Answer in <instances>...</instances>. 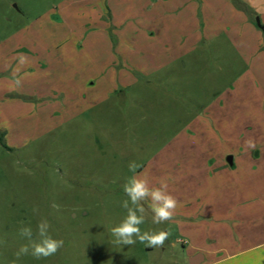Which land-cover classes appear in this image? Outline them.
I'll use <instances>...</instances> for the list:
<instances>
[{"label":"rangeland","instance_id":"obj_1","mask_svg":"<svg viewBox=\"0 0 264 264\" xmlns=\"http://www.w3.org/2000/svg\"><path fill=\"white\" fill-rule=\"evenodd\" d=\"M182 2L0 0V264H189L191 243L213 246L197 231L220 201L239 264H264V245L242 252L264 241V32L232 13L258 27L264 0H207L197 42ZM141 173L178 202L172 220L149 210L139 225L168 232L162 246L111 233ZM42 220L63 247L17 258L20 229L38 242Z\"/></svg>","mask_w":264,"mask_h":264},{"label":"clouds","instance_id":"obj_2","mask_svg":"<svg viewBox=\"0 0 264 264\" xmlns=\"http://www.w3.org/2000/svg\"><path fill=\"white\" fill-rule=\"evenodd\" d=\"M21 63L25 61L20 57ZM247 147H254L251 140L246 141ZM139 167L136 163L129 164V170L136 172ZM128 199L122 202V207L127 210V215L121 223L111 228L112 235L116 238L114 243L132 245L137 242H147L149 246H162L169 233L159 232H141L139 225L145 222L148 211L152 213V222L161 224L172 220L175 209L177 208V199L168 191V184L161 180L158 188L149 186L146 174H139L129 178L123 186ZM144 201H149L148 208L144 206ZM131 205V206H130ZM53 207H57L55 204ZM49 223L42 220L38 224L39 241L32 238V230L28 227L20 229V235L29 240V244L21 245L16 253L17 258L21 255L31 254L35 259L47 258L55 255L64 245L63 239H56L49 234ZM135 237L136 239H133ZM31 250V251H30Z\"/></svg>","mask_w":264,"mask_h":264},{"label":"crops","instance_id":"obj_3","mask_svg":"<svg viewBox=\"0 0 264 264\" xmlns=\"http://www.w3.org/2000/svg\"><path fill=\"white\" fill-rule=\"evenodd\" d=\"M254 1L255 0H245V2H248V4H252ZM206 3H207V0H183L181 7L183 10H185V13L186 12L188 13L187 18L185 17V23H186L187 27L190 26V24H192L194 26L193 27L194 29L193 30L191 29V31H189V35L184 36L185 40L192 42L193 37H194L195 42H197V40L200 38L201 34H199V27L201 26V24L199 22H197L196 17L198 16V12H199V18H202L204 16V14L207 12V10H209L208 7L206 6ZM251 6L253 7L251 9L255 8L254 5H251ZM259 6L260 7H258V10H260V13L259 12L258 13L261 16L263 24H261L258 27L255 26V24L251 23V20L247 14L246 15L240 14V10H237V11L233 10V12H232L234 15L241 17V19L244 23V26L247 27L253 33L254 37L259 35L261 32H264V5L262 4ZM191 7L194 8V10H193L194 13L190 12ZM256 12H257V10H256ZM215 18L217 20L216 15H215ZM203 19H204V17H203ZM193 21H194V24H193ZM203 25L204 26L206 25V21H205V23H203ZM261 26H262V28H261ZM219 34H221V33H219ZM240 35H242V34L240 33ZM167 65H168V63H166L164 65H160L158 68H161V67L167 66ZM253 70H254L255 74H258V75L260 74L263 76V74H264V60L255 64V69H253ZM251 73H252L251 70H249L247 83L249 84V86L252 83H253V86H255V83L253 81L254 75L250 76ZM257 171H259V169ZM257 171H255V172H257ZM257 177H260V180L264 181V169H263L262 173H260ZM222 209H224V202L220 201V202L214 203L213 205H210L208 207V210H206V212H205V213H207V218H210V217L211 218H218V220L217 221H210L209 225L205 228H203L205 225V222H201L200 223L201 226L199 227L200 229L197 231L198 236L199 235L201 236V234L209 235L212 233L213 236H211L210 240L214 241L213 246L207 247V249L202 250L201 245L203 244L204 239L200 238L201 240L196 241V243H191L192 246H190L188 248V250L190 252H192V253H190L189 258L196 255V254L201 253L204 257V261L202 264H239L238 255L241 254V252L238 251L239 249H237V247L239 245L237 244L236 241L233 240L230 242V241H227L225 238L226 236H229L228 233L232 230L233 226H229L228 224L223 223L225 219H223L224 217L221 215L223 213ZM230 217L233 220H237L241 216H239L238 214L236 216H232V214H231ZM243 217L249 219V217L252 218V214L249 212V214H244ZM240 238L241 237L238 236V239H240ZM244 239L247 240L246 235L244 236ZM198 243L200 245H196ZM263 245H264V241L256 243V244H252V245H249L248 247L247 246L244 247L242 249L243 250L242 252L249 253L250 250L257 249L259 247H262ZM246 262H248V261H246Z\"/></svg>","mask_w":264,"mask_h":264},{"label":"water","instance_id":"obj_4","mask_svg":"<svg viewBox=\"0 0 264 264\" xmlns=\"http://www.w3.org/2000/svg\"><path fill=\"white\" fill-rule=\"evenodd\" d=\"M259 26H260V24H259ZM228 161L230 164H232V158L231 157L228 159ZM203 261H204V257L201 253L196 254V255L189 258V264H202Z\"/></svg>","mask_w":264,"mask_h":264}]
</instances>
